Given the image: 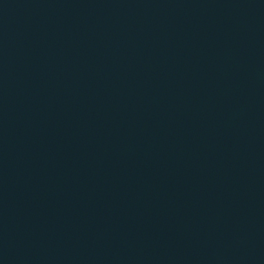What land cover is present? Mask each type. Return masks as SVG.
<instances>
[{"label":"water","instance_id":"1","mask_svg":"<svg viewBox=\"0 0 264 264\" xmlns=\"http://www.w3.org/2000/svg\"><path fill=\"white\" fill-rule=\"evenodd\" d=\"M0 264H264V0H0Z\"/></svg>","mask_w":264,"mask_h":264}]
</instances>
